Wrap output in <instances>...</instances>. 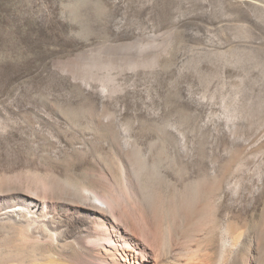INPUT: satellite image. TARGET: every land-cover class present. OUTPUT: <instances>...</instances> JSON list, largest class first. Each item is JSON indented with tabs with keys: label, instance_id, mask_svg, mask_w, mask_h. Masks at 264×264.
I'll use <instances>...</instances> for the list:
<instances>
[{
	"label": "rangeland",
	"instance_id": "rangeland-1",
	"mask_svg": "<svg viewBox=\"0 0 264 264\" xmlns=\"http://www.w3.org/2000/svg\"><path fill=\"white\" fill-rule=\"evenodd\" d=\"M126 142L175 226L224 179L239 215L189 243L264 264V0H0V264H96L76 207L101 168L125 190Z\"/></svg>",
	"mask_w": 264,
	"mask_h": 264
},
{
	"label": "bare ground",
	"instance_id": "bare-ground-1",
	"mask_svg": "<svg viewBox=\"0 0 264 264\" xmlns=\"http://www.w3.org/2000/svg\"><path fill=\"white\" fill-rule=\"evenodd\" d=\"M126 143L125 147L119 146L117 150L125 172V190H120L115 184L109 182L111 180L108 181L105 178L104 168H101V174L97 178L91 179V183L89 182L91 188H84L83 190V195L88 202L83 206L76 207L78 214L87 221L86 226L83 228L81 226V243L87 247L96 264H263L262 261H257V259L256 261H245V259L239 261L237 255L233 259L225 258V261H208L206 258L201 257L199 250L193 249L191 243H189V240L199 236L205 230L207 224L204 223L205 220L203 219L214 208L218 215H221L222 211H228L229 219L227 218L226 220L228 223L225 221L227 224L225 227H228V229H230L232 223L231 219L239 215L240 207H236V204H225L222 200L221 202H216V196L222 191L231 189V186L227 185L224 179L211 180L210 178L207 183L205 182L206 185H204L202 193L203 200L201 204L199 203L200 208L195 221L187 222L188 220H186L182 226H177V224L175 226L164 215L161 195L155 193L156 191L147 193L142 186L141 180L135 174V168L131 164V156L136 144L134 142ZM182 143L187 145L185 139L182 140ZM185 152L189 158L193 157L192 148H186ZM176 155H179L177 150ZM105 169L107 168L105 167ZM206 172L208 171L206 170ZM13 208H8L7 212L14 211L15 209ZM195 212L197 211L195 210ZM237 218H240V216ZM117 227L123 228L124 232L117 231ZM261 227L258 230L256 229L255 232L258 233L256 236L260 238V241L264 237V226L262 225ZM179 231L180 234L182 233L188 238V240L186 239L187 241L184 240L183 245H180L181 240L179 239V245L174 241V238L179 235H176ZM246 234L245 232V237ZM173 235L175 236L173 237ZM228 235L227 231L225 238ZM241 238L242 235L238 237L232 235V239H225V246L222 247H225L224 249H233V253L237 254L238 244L242 241H240ZM249 243L251 242H248L247 245ZM261 243H257V249H259ZM224 244L222 242V245ZM235 248L237 249L235 250ZM252 248L255 249V247ZM224 249L223 251H225Z\"/></svg>",
	"mask_w": 264,
	"mask_h": 264
}]
</instances>
